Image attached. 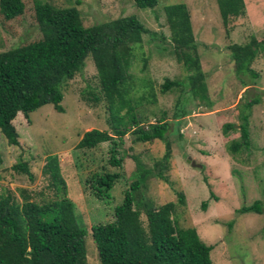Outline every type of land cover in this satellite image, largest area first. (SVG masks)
Here are the masks:
<instances>
[{
	"label": "rangeland",
	"instance_id": "obj_1",
	"mask_svg": "<svg viewBox=\"0 0 264 264\" xmlns=\"http://www.w3.org/2000/svg\"><path fill=\"white\" fill-rule=\"evenodd\" d=\"M23 1L27 11L19 20L5 26L0 18V53L41 38L33 17V0ZM44 1L61 8L77 5L85 27L135 16L149 29L142 46L134 50L128 98L135 108L133 115L144 128L160 120L169 122L171 127L166 136L171 154L167 158L166 142L138 143L132 132L118 148V156L124 158L118 168L109 164L113 143L93 149L77 148L84 133L92 129L112 134L108 103L100 88L96 66L89 57L82 73L64 85L65 112L59 113L49 104L29 118L19 114L14 120L20 134L19 146H10L0 131V195L8 190L21 201L18 191L21 188L32 194L47 189L51 195L49 177L43 174V167L48 155H57L67 195L76 204L78 216L89 232L88 264H100L92 227L115 220V208L123 202L140 161L146 169L162 173L168 179L166 182L157 176L149 177L142 188L144 201L160 207L178 203V193H183L187 205H177L178 225L195 228L204 243L214 246L211 253L214 264H264V53L252 65L259 78L246 88L236 74L228 49L232 44H247L252 38L264 39V0H245L247 14L236 27L224 26L216 0H158L154 9H138L134 0ZM178 3L186 4L191 14L209 96L214 103L212 109L190 96V73L173 53L166 8ZM167 79L181 82L182 86L163 94L162 86ZM150 94L155 95L156 103L148 101ZM96 97L100 101H95ZM255 97H261L262 101L253 107L250 117L252 146L249 151L232 155L228 146L240 134L231 132L226 136L223 126L239 125L242 107ZM180 109L186 114L175 119ZM127 113V109L122 112L129 120L132 113ZM189 158L202 167H192ZM18 162L29 164L34 181L12 169ZM106 172L120 174V180L108 197L100 199L95 195L92 178ZM36 199L40 201L41 197ZM256 201L262 203V214L237 213ZM204 202L208 204L206 211L202 210ZM142 218L145 219L144 214Z\"/></svg>",
	"mask_w": 264,
	"mask_h": 264
},
{
	"label": "trees",
	"instance_id": "obj_2",
	"mask_svg": "<svg viewBox=\"0 0 264 264\" xmlns=\"http://www.w3.org/2000/svg\"><path fill=\"white\" fill-rule=\"evenodd\" d=\"M216 1L225 27H236L247 14L245 0ZM134 3L138 9L158 6V0H134ZM26 11L23 0H0V18L5 26L19 20ZM166 16L174 56L190 73V96L212 109L214 103L209 96L190 11L186 4H172L166 8ZM33 17L41 38L0 53V131L9 145H20V134L14 125L19 114L29 118L49 104L57 112H65L62 105L64 85L82 73L87 58L91 57L108 103L112 134L92 129L84 133L77 148L93 149L103 143H113L109 164L118 168L124 162V158L118 156V148L132 132L138 143L166 142L168 158L171 144L166 133L171 125L160 120L144 128L133 115L135 108L128 98L134 50L142 46L144 36L150 34L149 29L135 16L85 27L77 5L61 8L44 0H33ZM228 49L237 76L246 88L251 86L260 76L252 65L264 53V39L252 38L247 44H232ZM181 86V82L167 79L161 92L166 94ZM150 100L156 103L154 94L149 95ZM95 101L100 99L96 97ZM261 101V97L248 100L241 109L240 124L223 126L226 136L231 132L240 134L228 146L232 155L250 150V117L253 107ZM125 109L127 115L132 113L129 120L122 114ZM182 111L175 114V119L186 114ZM12 169L26 175L30 181L35 180L27 162H18ZM43 174L49 177L51 195L47 194V189L32 194L25 188L18 190L21 201L8 190L0 195V264H88L86 239L89 232L78 216L76 204L67 195V184L57 155L47 156ZM151 176L168 182L162 173L158 175L137 161L133 182L126 190L123 202L115 208V220L92 227L100 264H214L211 258L214 246L204 243L195 228L178 225L175 218L177 205H187L183 193H178V203L170 202L160 207L144 201L142 188ZM119 180L120 174L116 172L95 175L92 178L95 195L100 199L108 197ZM38 196L40 201L36 199ZM261 204L256 201L237 213L262 214ZM207 208L208 204L204 202L202 210Z\"/></svg>",
	"mask_w": 264,
	"mask_h": 264
},
{
	"label": "water",
	"instance_id": "obj_3",
	"mask_svg": "<svg viewBox=\"0 0 264 264\" xmlns=\"http://www.w3.org/2000/svg\"><path fill=\"white\" fill-rule=\"evenodd\" d=\"M189 161L191 162V166L194 168H201L202 167L200 164H197L195 161H191V158H189Z\"/></svg>",
	"mask_w": 264,
	"mask_h": 264
}]
</instances>
